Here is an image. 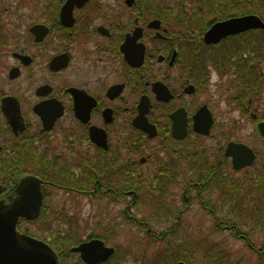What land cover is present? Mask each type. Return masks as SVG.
Here are the masks:
<instances>
[{
    "label": "flooded vegetation",
    "instance_id": "flooded-vegetation-1",
    "mask_svg": "<svg viewBox=\"0 0 264 264\" xmlns=\"http://www.w3.org/2000/svg\"><path fill=\"white\" fill-rule=\"evenodd\" d=\"M241 1L0 0V201L24 199L30 178L40 181L42 193L39 217L21 219L19 227L37 225L42 212L65 210L53 202L60 194L77 205L85 198L108 212L95 211L93 218L104 220L80 241L76 218L75 247L97 239L114 248L100 264H115L117 228L132 227L145 232L142 240L161 247L151 264H192L188 219L199 206L218 232L231 233L264 259V244L257 249L252 233L242 229L244 223L264 227V113L254 107L264 89L261 99L246 107L234 102V110L255 123L261 141L255 147L218 133L222 125L208 104L195 107L187 100L209 88L212 49L238 44L232 48L247 52L240 63L251 59L252 66L258 65L264 29L218 43L204 40L219 22L250 15L264 21L244 8L236 11ZM245 1L254 8L260 2ZM204 17L207 24L194 27ZM79 52L94 56L97 64L79 69ZM144 103L153 134L140 126ZM204 106L213 119L208 135L195 131V116ZM180 118L186 123L184 137L174 134ZM230 143L251 148L254 163L236 169L227 156ZM144 178L140 187L138 180ZM208 193L219 196L202 199ZM248 205L253 208L247 210ZM111 206L119 211L111 212ZM56 226L65 227L64 233L59 230L63 236L69 227ZM216 249L221 264H243L215 241L201 254V264ZM71 253L76 264H87L79 252ZM124 257L118 264L131 258Z\"/></svg>",
    "mask_w": 264,
    "mask_h": 264
},
{
    "label": "rangeland",
    "instance_id": "rangeland-1",
    "mask_svg": "<svg viewBox=\"0 0 264 264\" xmlns=\"http://www.w3.org/2000/svg\"><path fill=\"white\" fill-rule=\"evenodd\" d=\"M241 8H250V5L248 2L241 1L239 4V7H236V11L240 10ZM244 10V9H243ZM216 16V14H214ZM206 19V20H204ZM209 18H203L199 22L196 21L194 24V27H202L206 25V21ZM211 20L213 19L210 18ZM204 20V22H203ZM203 23V25H202ZM200 24V25H199ZM264 38V36H263ZM238 44H229L226 46L225 49H212L211 53L209 54H215L218 55L221 60L225 61L227 63V66H229L232 61L231 52L236 50L235 48H232L233 46L236 47ZM231 48V49H230ZM249 55L251 56V51L249 52ZM212 56V55H211ZM97 60V58H96ZM96 63L94 59V56H90L89 58H85L84 54L82 52H79V69H85V66H91V64ZM75 69V68H74ZM76 70V69H75ZM261 70L264 71V65L261 67ZM77 71V70H76ZM213 71V78L211 80V83L209 85L208 90L201 92L200 94H196L195 96H191L187 98L188 101L192 103V106H198L200 104L206 103L210 107V109L213 111L214 116L216 118L217 124L222 125L218 129V133L223 130V132H226L228 134L227 138L230 137L231 139L238 140L244 143H247L252 146H258L259 138L257 137L256 133V127L255 123H253L252 120L247 121L244 119L237 111H235V100L234 97L237 95L238 89L236 88L234 84V78L232 76H224V78H221L219 73L216 72L215 69H212ZM92 74V72H90ZM74 76H76V80L78 81V71L73 72ZM85 75V72L82 73ZM93 75V74H92ZM264 95V93H263ZM254 107H260L263 110L264 113V96L263 99L257 102ZM235 126V127H234ZM262 163H264V159L262 160ZM139 186L143 187V184L147 182V179H140L138 180ZM181 193V192H180ZM196 194V193H195ZM217 195L215 193L211 194H203L202 199L205 198H212L216 199ZM219 196V195H218ZM53 202L57 203L58 205H62L65 210L63 211H55V212H45V220L50 223V231H47L43 229L42 225L39 223L37 225L33 224H25L22 226L23 229H28L30 233L35 234L36 238L38 237H45L48 240L52 238V235L54 232H56L57 226L62 225L63 223L71 224L72 226L68 227L70 228L69 231L71 233L73 232L75 235L74 242L76 243V218L79 219V228L81 231L79 232V241L83 238H86L88 234L92 232H96L95 224L97 221L104 220V216L97 220V218H93V214H95V211H99L101 214L108 212L105 210V208H93L90 205V202H88L85 198H79L78 205L75 202H71L65 194H60L58 197H55L53 199ZM258 202V201H257ZM259 203V202H258ZM261 204V203H260ZM76 205V206H73ZM198 205V203H196ZM253 208L252 206L248 205V209ZM111 209V212H118V207L111 206L109 207ZM199 206H195L194 209V215L192 214L189 217V222H191L192 225V244L194 245V255L195 260L192 264H201L202 263V255L204 254L205 248L210 245L213 241L217 242V245L222 243L227 247V252H230L232 255L231 257L235 261L243 262V264H260L261 262L258 261V253L251 252L248 249V246L235 239L231 233L226 232H218L213 227V220L212 218H209L207 213L204 214L203 212L199 211ZM73 217V218H70ZM107 218V216H106ZM192 220V221H190ZM256 228L251 231V226H243V231L245 233L251 234L252 233V239L255 242L257 249L262 248L264 244V227L261 226H255ZM100 229V228H99ZM58 230H61L62 233L65 231V227H62ZM119 237H116L112 241V245L119 249V252L116 256V260L113 262L115 264H118V261H125L124 255H130L131 258L126 260V264H141V261H144L143 264H151L152 258L156 259L157 252L159 253L158 249H161L160 246H156L154 244H150L149 239H143L145 232L138 231V229L132 227V228H117ZM131 230V232H130ZM73 235V234H72ZM117 235V234H116ZM131 236L134 237L133 239V245L134 248L129 249V245L131 243L130 238ZM211 241V242H210ZM149 242V243H148ZM128 250V251H127ZM146 259V260H145ZM76 261V255L72 256L69 260ZM264 264V259L262 260ZM153 264V263H152ZM204 264V263H203Z\"/></svg>",
    "mask_w": 264,
    "mask_h": 264
},
{
    "label": "water",
    "instance_id": "water-1",
    "mask_svg": "<svg viewBox=\"0 0 264 264\" xmlns=\"http://www.w3.org/2000/svg\"><path fill=\"white\" fill-rule=\"evenodd\" d=\"M251 29H264V21L258 16L250 15L219 22L209 29L204 40L207 44L218 43L227 36ZM156 91L159 92V89L157 88ZM148 110L144 103L141 110L144 120L140 122L143 125H140V123L139 125L150 134H153L154 128L147 123L145 118ZM212 124V115L204 106L195 116V131L208 135ZM185 125V121L181 118L175 120V136L184 137L186 133ZM260 129L264 133V124L260 125ZM227 156L233 158L236 169L250 166L255 160L252 149L239 143L228 145ZM25 182L30 183V188L28 190L25 188L22 191L24 199H20V202L0 201V264H61L58 254L48 243L23 234L19 230L20 220H36L40 215L42 205L40 181L30 178L29 181L26 180ZM71 251L74 253L79 252L81 258L87 264H100L108 260L115 252L114 248L106 247L104 242L97 239L72 248Z\"/></svg>",
    "mask_w": 264,
    "mask_h": 264
},
{
    "label": "trees",
    "instance_id": "trees-1",
    "mask_svg": "<svg viewBox=\"0 0 264 264\" xmlns=\"http://www.w3.org/2000/svg\"><path fill=\"white\" fill-rule=\"evenodd\" d=\"M244 13H257L260 16H264V0H260L258 7L255 8L250 4V8H244ZM261 34L264 36V32H261ZM263 36H260L262 38L260 43L264 42ZM251 38L249 39V42L251 41ZM246 53L247 52H242V54L245 56L247 55ZM231 54L232 62L229 63V66H227V63L221 60V58L218 55L216 56L215 54H211L212 64L218 71L221 78H224V76L228 75L234 78V84L238 89V92L234 99L232 98V100H235V102L238 101L240 104H242V106L246 107L247 102L252 101L253 103H255L262 97V91L264 89V73L261 70V66L264 62V50H260L258 52L257 66L260 67V70L256 68L257 66H252L253 62L251 61V59L248 62L244 60V62L240 63L242 60V54H240L238 50L232 51ZM234 204H236V202H234ZM37 222H41L40 224L42 225L43 229L50 231L45 220V212H42V215ZM37 222H35V224H38ZM68 225L70 227L72 226L71 224ZM243 226H247L246 223H244ZM60 228L61 227L57 226L56 232L53 233L50 240L45 237H38V239H41L48 243L56 251L60 258L61 264H76V261H69L70 258L74 256V254L71 253V248L77 245V243L74 242L75 235L73 232L71 233V231H69L70 228H68L66 234L63 236V234L58 230ZM255 228L256 227L252 225L251 231H253ZM259 228H261V226ZM20 231L36 237L35 234L30 233L28 229H23L22 226L20 227ZM212 252L214 253V255L206 256V263L221 264L220 250L216 249ZM258 261L261 262L260 264H263L262 259H258Z\"/></svg>",
    "mask_w": 264,
    "mask_h": 264
}]
</instances>
